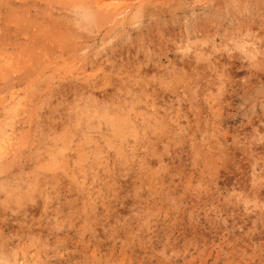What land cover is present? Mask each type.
<instances>
[{
  "label": "rangeland",
  "instance_id": "1",
  "mask_svg": "<svg viewBox=\"0 0 264 264\" xmlns=\"http://www.w3.org/2000/svg\"><path fill=\"white\" fill-rule=\"evenodd\" d=\"M0 148V264H264V0H0Z\"/></svg>",
  "mask_w": 264,
  "mask_h": 264
},
{
  "label": "bare ground",
  "instance_id": "2",
  "mask_svg": "<svg viewBox=\"0 0 264 264\" xmlns=\"http://www.w3.org/2000/svg\"><path fill=\"white\" fill-rule=\"evenodd\" d=\"M101 1H102V0H101ZM99 3H100V2H99ZM106 4H107V3H106ZM96 5H97V3H96ZM100 5H101V4H100ZM98 6H99V5H98ZM104 6H105V5H104ZM106 6H107V5H106ZM106 6H105V7H106ZM100 7H101V6H100ZM100 7H99V8H100ZM105 9H106V8H105ZM107 9H108V7H107ZM109 20H110V19H109ZM15 64H16V63H15ZM34 114H35V113H34ZM29 122H30V121H29ZM10 145H11V144H10ZM7 146H8V145H7ZM0 149H1V148H0ZM2 150H3V149H2ZM3 151H4V150H3ZM3 151H2V152H3ZM9 151H10V150H9ZM7 154H8V153H7ZM7 154H6V155H7ZM2 155H3V154H2ZM4 155H5V154H4ZM6 155H5V156H6ZM4 159H5V158H4ZM0 161H2V160H0ZM3 161H4V160H3ZM15 261H16V260H15Z\"/></svg>",
  "mask_w": 264,
  "mask_h": 264
}]
</instances>
